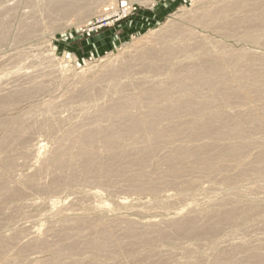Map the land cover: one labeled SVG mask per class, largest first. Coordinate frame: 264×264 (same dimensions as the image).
<instances>
[{
    "label": "rangeland",
    "instance_id": "obj_1",
    "mask_svg": "<svg viewBox=\"0 0 264 264\" xmlns=\"http://www.w3.org/2000/svg\"><path fill=\"white\" fill-rule=\"evenodd\" d=\"M201 1L202 3L203 1H205L206 3L202 4ZM212 1L213 0H0V98H7V100L9 99V102H7L6 104H0V135L2 136H0V174L6 173V175H0V182L3 181L2 183H0V186L5 187L6 189L5 190L3 188L1 190L2 192L4 191L3 193L0 191V193H2L0 194V200L3 199V201H0V264H39V262H41V264H108L109 262V264H115V261L118 262L116 264H211L215 259L218 258H222L227 261L231 260L235 264H256V262L258 261H262L261 263L259 262V264H264V248H262L264 247V175L255 174L251 171L252 166L254 165L252 159H254L257 154L259 155L262 151H264V115H262L264 114V112H262L264 111V104H262L264 102V92L260 94V92H262L264 89L262 87L258 88H262V91L260 90L259 94H263V97L260 96L263 99L257 97L258 99L256 98L254 101L246 102L245 104L244 101L234 98V96L231 94L232 92L230 93V91L233 88L234 90L232 91L239 89V87L242 86V83L246 84L247 80H242L241 78L243 76H241L240 73H235L234 75V72H237L234 70L238 57L233 59L226 57V60L228 61L226 67L222 70L218 68L219 74H226L225 76L222 75L223 83L221 82V84L219 83V86H217L220 88L221 86H223L224 90L217 92L218 94L215 92L216 96L214 92L212 93V90H209L208 88H201L197 93H190L188 92V90H173L171 91V94L169 93L167 95L151 96V94H148V90H156V92L165 90L168 86L167 83L170 81L169 79H171V72L176 71L181 74L182 71L184 72L185 70L182 75L185 73H189L193 68L192 66H194L192 65L194 64V62H197V65L195 64V66H200L206 63L202 60L207 61L211 59V57L219 58L221 56L220 58L224 59V56H228L227 52H229L230 55L231 53L232 55H234L236 51L237 54L241 53L240 55L243 57L253 56L260 59L261 56V59H264V25L261 26V28L263 27L262 31L261 29L257 30L256 28H252V30L249 29V31L247 30L249 36L253 38L254 43L242 42L237 40L235 33H237L242 28H239V30H237L236 28L234 29L235 31H228L225 37H222L223 35H221L220 32L204 30L196 23L194 25L192 16L198 15L201 9H204V7L208 6V4ZM54 4V9L50 8ZM49 8L50 11H48ZM174 30L176 33H178V30H180V33H182L180 34V36L175 35L176 39L175 37H172V39L174 38L173 40L170 38L171 41L168 40L169 38H167L168 41L165 38L167 43L162 42V39L160 41V36L164 37L167 35L165 33L168 32V35L171 36ZM156 37L159 38L155 39ZM187 40L189 42H187ZM159 41L160 44L158 45ZM165 46L168 49L170 48L168 52L171 51L170 55H172V59L168 57L169 55L164 56L165 52H167V48ZM201 46L203 47V49ZM142 50H146L147 54L145 55V52H141ZM163 50H165V52H163ZM148 51L152 53L150 54ZM140 54L142 55V57ZM160 55L162 58L160 57ZM217 55L218 57H216ZM232 55L230 57H232ZM235 55L233 57H235ZM148 56L151 58H149ZM203 56H205L206 59L203 58ZM194 57H196L197 59ZM231 59L235 64L233 62H231L232 64L230 63V61H232ZM190 65L192 66L189 67ZM161 68H163L162 70H164L163 73L162 71H160ZM106 72L108 73L106 74ZM187 75L189 76V74ZM185 76L183 78L188 79ZM235 76H239L240 79H238L239 77L236 78ZM167 77H169V79ZM225 77L226 79H224ZM160 81L164 86L160 84ZM88 82L89 84H91L92 82V84L88 85ZM162 82L165 83L163 84ZM225 82H227L226 85H230L231 88H228V86L224 84ZM31 83H33V85H31ZM39 85L41 86L39 87ZM45 85L48 88H46ZM141 85H143V87H141ZM236 85L238 87H236ZM35 86H37L41 90L37 92V87L35 88ZM224 86L227 88H225ZM79 87H81L82 89ZM145 87H147V89ZM142 89L144 91H142ZM145 89L147 90V92ZM25 91H28L31 97L28 94L27 96H24L23 94L20 95L21 92ZM142 92L144 93V95H141L143 94ZM221 92H223V94ZM137 95L139 96L137 97ZM205 95L206 97H203ZM223 95L228 97L227 103L222 101L221 96ZM209 96H211L212 99ZM117 97L129 102H125V104L121 105L122 108L120 107L121 110L119 108L118 116L115 112V115H111V119H108L106 116L100 119L97 118V115H100L102 113L105 114L104 111L101 112L100 110L107 109L108 106L117 103V100L119 101ZM136 97L138 99L140 98L141 102L139 103L141 104L133 103V100L137 99ZM11 98L14 99L12 100ZM162 98L165 99V101ZM148 99L154 100L149 101ZM209 99L213 100L214 102H210ZM171 100L173 102H171ZM257 100L262 103H258ZM198 101L199 103L203 104H199ZM207 101H209L210 104H208L209 102ZM230 101L231 103H229ZM177 102L179 105L181 104L182 112L176 115L170 114V116H165L163 119H157L158 122H155L156 126L153 125L151 127L152 129L150 128L149 132H147L158 135V133L160 131L162 132L163 129L172 130L174 128L173 125L177 124L176 122H178L179 124L185 122V124L191 125V127H188V129H183L184 134L182 133L183 130H179V132L177 131L180 135L182 134V136L179 135L178 137L177 134V136L175 137H166L165 140H168L171 143L167 146L160 147L156 151L151 162L149 160V162L146 164V179L152 181L155 178L160 179L158 188L162 187V189L160 190L158 196L154 197L145 190L136 191V189H133L132 186H129L128 181L130 180V178H133V172L128 173L127 175H125V177L121 176L114 178L111 175L107 176L108 178L110 177V180L107 177H105L106 179L103 177V179L101 178L102 180L100 179V181H95L97 184H95V182L93 181V184L92 181L86 180L84 176L79 174L77 170L78 165H75L76 169L75 166H71L69 164V166H71L69 167L66 165V162L75 159L78 156V153L80 155L81 152L84 153L86 151V147L75 144L73 141H70L71 143H69L70 134H77L78 132H82L85 130H96L95 132L101 131L102 129H107L106 127H108L109 124L115 122L118 123V120L122 122V119L128 118V115L129 118H131L130 116L133 115L132 121L136 120L138 117H142L140 118V121L143 120L145 122H150V119H147V117L151 118L152 116H154L155 112H162L165 107L168 108L171 105L174 106L177 104ZM194 102L197 104L196 106H193ZM253 102L255 104H253ZM201 105H203V107ZM249 106H253L254 108L252 107V109L250 107V109L248 110L247 108ZM239 108L241 111L240 114ZM97 109L99 111H97ZM234 109L235 113L233 112ZM247 110L256 111V117L253 114L254 112L251 113L250 111L249 113V115L251 114L250 116L252 117L251 126L254 125L257 121L258 124L254 125V127L252 126L254 130L252 136H250L249 138L243 137L242 139V136L232 135L231 133H241V129L242 131H244L247 124L245 125L244 123L241 126V129L236 128L238 129L236 130L235 128H232L231 123L236 119L237 111L238 115L241 116L242 113H244L243 115H245L248 112ZM93 111L97 114L95 113L96 115H94ZM197 111H199L200 113H197ZM141 112L142 116L141 114H139ZM195 112L196 115L194 114ZM218 112L221 114H219ZM148 113H150V115ZM207 114H210V116L216 114V116H218L217 121L213 122L215 126H212L211 131H217V133L221 134V137H219V139H222H220V145L229 146L230 144L232 146H237L242 142L251 141L254 146L251 145L250 148L247 149V153L246 151H243L241 155L239 154L241 159L239 160L240 163L232 166L233 169L229 168L227 170H223V173H221L222 170L219 169L209 176L203 175L200 170L198 171V169L188 170L185 173H187V175L189 176H183L180 180L171 184L170 182H168L171 180V178L168 176V174H164L167 173V163H164L166 162L169 153H172L171 151H173L178 146V148L183 149L184 147L189 145V143H191V141L189 140L195 138L192 137L191 134L198 131V128L196 126L194 127V125H199L200 123L205 121L204 119L209 116ZM197 117L199 119H197ZM139 118L135 121L136 123H140ZM222 118L224 119L223 121ZM239 119L241 122L244 120L243 118ZM52 120L54 121V123ZM21 122L23 123V125ZM84 122L86 125H80ZM221 124L224 125L222 126ZM93 125L94 127H92ZM169 125L171 129L168 127ZM159 126H161L162 128ZM230 126L231 129H229ZM13 128L15 129V131H13ZM156 129L158 131H156ZM72 130L74 133L71 132ZM152 130H154L155 132L153 131L154 133H152ZM222 133L224 134L222 135ZM141 134V136L144 135V133ZM139 135L140 134L133 133L131 136L125 137V139L124 137L116 138L115 136L114 138L116 139L111 137L105 140L100 137H97L95 139L93 138L92 143L96 144L90 145L89 148H93V150H95L94 153H96V150L98 149H100L101 151L103 149V152L99 150V152L97 151V153L99 154H95L96 156L98 155V158L100 159H108V156L112 154L109 157V160L113 161L112 165L115 163V166L113 165V168H116V166H118L117 164H120L121 162L123 163L124 160H121L120 157L117 158L118 156L115 157L116 155L113 153H108L107 146L123 145L122 147H128L127 145L130 144V146H132V144L134 145L135 142H137V140L139 139ZM229 136L231 138H229ZM234 136L237 139H235ZM132 137L136 138L133 139ZM182 137L188 140L186 141V139L184 140V138ZM181 138L182 140H179ZM124 140L125 142H123ZM128 140H130V142ZM196 140H198L197 144L202 145L210 142L208 136H201ZM118 141H120V143L122 144H118ZM55 142L56 144H58L54 145ZM234 142L235 145H233ZM101 145H103L106 149H104L103 146V148L101 149ZM252 147L256 149H252ZM71 149H73L72 151L74 152H72ZM66 151L68 152L66 153ZM77 151L80 152L77 153ZM257 151L259 152L257 153ZM164 156L167 157L165 158ZM49 158L51 160H49ZM127 160L128 159H126L125 161ZM7 161H11L10 165H8L9 163H7ZM57 161L58 164L60 163L59 167ZM154 162H160V164L157 165ZM3 164L5 166L8 165V167H5ZM14 164L16 166H14ZM243 164L246 165L244 166ZM66 166L68 167V169ZM158 166L165 167H160L158 169ZM14 167L16 168L14 169ZM61 168L64 171L60 170ZM71 168L73 170H71ZM242 171L246 173L242 175ZM70 173L71 175H68ZM192 175H195V177H193ZM234 175L236 176L234 177ZM203 179H205V181H203ZM219 179L225 180L223 182ZM120 180H122V182H119ZM187 180L193 181V185L191 186L192 188L190 187L186 189V182H188ZM9 181L11 182L10 184ZM19 181L21 182V184ZM101 181L103 183H101ZM104 181L107 183H105ZM98 182L101 185H98ZM112 182L118 183L112 184ZM179 182H181L182 184L180 183V186L178 187L176 186V184L179 185ZM231 182L234 183L232 184ZM31 183L33 184L32 186ZM49 183H52L53 187H51L52 184L50 185ZM223 183L225 184V186ZM227 185L228 187H226ZM17 186L18 188H15ZM39 187L41 189H39ZM37 188L38 190H36ZM225 208H227V212L224 210ZM228 209L230 210L228 211ZM220 212L223 213L220 214ZM225 212L226 215H231L226 216ZM221 216L223 218H221ZM199 217L200 219H198ZM229 217L234 218L230 219ZM179 219L188 222H190L192 219L191 223L193 222L194 225H197L196 230H193L192 232L188 229L178 231L175 226L173 228L171 222H173V220L175 222V220ZM77 221H79V223ZM126 221L128 222V224ZM132 221L133 223H131ZM162 221H165L164 223L167 224H161L160 222ZM169 221L171 222L169 223ZM223 221H225L226 223ZM82 223H87V225L84 224L83 226ZM103 223L105 225H102ZM129 223H131L130 227H138L140 232L142 230L143 232H141V234H143V236L145 234L147 235L149 231H160L159 229L165 231L167 235L165 238L163 237L164 239H159L157 237L156 239L155 236L152 237L153 234H148V239L150 240V242L148 239L145 240L146 242H142V240H131L128 237L129 234L127 231L129 229ZM117 224L120 226V228H118L119 226ZM71 225L73 226L71 227ZM80 226L82 228H80ZM159 226L163 229L159 228ZM140 227L144 228L145 231L143 229H140ZM167 227H169V230ZM215 227H217V229H215L213 233H210ZM65 228H67L68 230ZM69 228H71V230L72 228H75L76 230L73 229L72 231H70ZM99 228H101V230ZM206 228L207 230H205ZM96 229L97 231L99 229V231L97 232ZM117 229H120L121 231H118ZM167 230L169 231V233ZM203 230H205L206 233L203 232ZM177 231L180 233V235L179 233H177ZM77 234H80L78 238H81L77 239ZM87 234L90 235L88 236ZM73 236L76 239H73ZM63 237L68 240L69 244H71L72 247H70L67 240H65ZM150 237L152 239H150ZM58 239L61 241V243ZM73 240L76 241L74 242ZM77 241L79 243H77ZM121 241H123V244L121 243ZM101 242L104 244H101ZM138 242H140V244ZM98 243L99 246H97ZM52 244H54L55 246L53 245L54 247H52ZM114 244L116 246H114ZM38 245L40 247H38ZM64 245L69 249L68 251L67 249H65ZM84 246L87 247L84 248L83 251ZM101 246H103L102 249L106 247L105 249H103L105 252L101 250ZM36 247L40 249H37ZM94 247L96 249L100 248V251H97ZM52 248L53 250L56 249L54 250L55 252L50 251L52 250ZM91 248H93L94 250L91 251ZM152 248L156 250H152ZM85 249H87L88 252ZM106 249L108 250L106 251ZM116 249L117 251H115ZM139 249L143 251V254ZM57 250L60 252H58ZM57 252L61 253L59 255L63 257L61 258L57 254ZM63 252L65 256L63 255ZM101 252H104L105 254ZM232 252H234L235 254ZM252 252L257 256L259 255V258L250 257L249 254H251ZM147 253H152L153 255H147ZM134 254H137V256ZM110 255L112 257H110ZM226 257H229L231 259Z\"/></svg>",
    "mask_w": 264,
    "mask_h": 264
},
{
    "label": "bare ground",
    "instance_id": "obj_2",
    "mask_svg": "<svg viewBox=\"0 0 264 264\" xmlns=\"http://www.w3.org/2000/svg\"><path fill=\"white\" fill-rule=\"evenodd\" d=\"M196 2V1H195ZM201 3H202V1H201ZM203 3H206L205 1H203ZM202 3V4H203ZM55 7V4L54 5H52L50 8H53L54 9V7ZM50 8H49V10L48 11H50ZM199 12V11H198ZM194 13V12H193ZM196 15V14H195ZM194 16V15H193ZM192 16V21H193V23H194V25H195V23L198 25V26H200L202 29H204V30H209V31H212V32H220V34L221 35H223L222 37H225V35L228 33V31L230 32V31H235L234 29H236L237 28V30H239V28H242V29H240L237 33H235V36H236V38H237V40H239V41H242V42H249V43H254V40H253V38L252 37H250L249 36V33L247 32V30L249 31V29H251L252 30V28H256L257 30H260L261 29V31H262V28H261V26H263L264 25V0H213L211 3H209L208 4V6H206V7H204V9H201V11L199 12V14L198 15H196V16H194L193 17ZM187 23H188V21H187ZM177 26V25H176ZM178 27V26H177ZM181 27V26H180ZM23 29V28H22ZM172 29V28H171ZM174 29H175V27H174ZM185 29V28H184ZM188 30V29H187ZM187 30H186V32H187ZM256 30V31H257ZM181 31H183V30H181ZM255 31V30H254ZM254 31H252V32H254ZM21 32H23V31H21ZM178 33H176L175 32V30L173 31V33L171 34V36H169L168 35V33H165V34H167L166 36H160L161 38H159V37H156L155 39H157V38H159L160 39V41H161V39L163 40L162 42H164V43H167V41L168 40H170L171 41V39H172V37H175V39H176V36L177 35H179L180 36V34L182 33H180V30H178L177 31ZM190 32V31H189ZM197 33V32H196ZM23 34V33H22ZM165 34H163V35H165ZM183 34H185V33H183ZM195 34V33H194ZM217 34V33H216ZM176 35V36H175ZM187 35V34H186ZM189 35V34H188ZM193 35V34H192ZM258 35V34H257ZM184 36V35H183ZM202 36V35H201ZM219 36V35H218ZM232 36V35H231ZM230 36V37H231ZM163 37V38H162ZM182 37V36H181ZM185 37V36H184ZM184 37H183V40H184ZM221 37V36H220ZM165 38H166V40H167V38H169L167 41L165 40ZM171 38V39H170ZM179 38V37H178ZM186 38V37H185ZM174 39V38H173ZM172 39V40H173ZM191 39V38H190ZM198 39V38H197ZM186 40V39H185ZM194 40V39H193ZM205 40H207V39H205ZM210 40V39H209ZM160 41H159V43H158V45L160 44ZM169 41V42H170ZM161 42V43H162ZM176 42H177V40H176ZM187 42H189L188 40H187ZM186 42V43H187ZM191 42V41H190ZM209 43V42H208ZM207 43V44H208ZM171 44V43H170ZM177 44H178V42H177ZM180 44H181V42H180ZM195 44V43H194ZM193 44V45H194ZM206 44V43H205ZM205 44H203V45H205ZM197 45H198V43H197ZM255 45V44H254ZM259 45V44H258ZM167 46V45H166ZM165 46V47H166ZM171 46V45H170ZM178 46V45H177ZM196 46V45H195ZM174 47V46H173ZM182 47V46H181ZM198 47V46H197ZM200 47V46H199ZM202 47V46H201ZM167 48V47H166ZM176 48V47H175ZM174 48V49H175ZM183 48V47H182ZM185 49V48H184ZM200 49V48H199ZM202 49H203V47H202ZM201 49V50H202ZM139 50V49H138ZM170 50V48L168 49L167 48V52H165V50H163V52H165V54H164V56H167V55H169L168 57L170 58V59H172L171 58V56L172 55H170V52H168ZM172 50V49H171ZM186 50V49H185ZM180 51H181V49H180ZM184 51V50H183ZM141 52H145L144 54L146 55L147 54V52H146V50L144 51V50H142ZM149 52V51H148ZM189 52H191V51H189ZM237 52H238V50H237ZM143 53H142V55H143ZM150 53V52H149ZM152 53V52H151ZM150 53V54H151ZM193 53H194V51H193ZM215 53V52H214ZM234 53V52H233ZM242 53H244V52H242ZM249 53V52H248ZM248 53H247V55H248ZM172 54H173V52H172ZM177 54V53H176ZM180 54V53H179ZM186 54V53H185ZM227 54H228V56L226 55V56H224L223 58L224 59H222V58H215V57H211V59H209V60H207V61H205V60H202L203 62H206L205 64H203V65H198V66H195V64L197 63H195L194 62V64H192V65H194V66H192V65H190L189 67H193L192 69L191 68H189V69H191L190 70V72L189 73H185V74H183L186 78H188V79H185V78H183L184 76L182 75V73H184L185 72V70H184V72L182 71V73L180 74V73H178V72H176V71H173V72H171L172 74H170V76H171V79H169V77H167L170 81V83L168 82L167 84H168V86L166 87V89L165 90H162L161 92H156V90H148V94H151V96L152 95H167V94H171V91H173V90H182V91H184V90H188V92H190V93H192V92H198V90H200L201 88L202 89H206V88H208L209 90H212V93L214 92V94H215V96H216V93L217 92H220L221 90H224V88H223V86H221V88L220 87H217V86H219L218 84L220 83L221 84V82L223 83V76H225L226 74H219L218 72V68L219 69H224L225 67H226V64H227V60H226V57H229V58H236V57H238L237 58V60H236V64L233 62V60L232 61H230V63L231 62H233L234 64H235V70L234 71H237V72H234V75H235V73H240L241 74V76H243L241 79L242 80H247V82H246V84H243L242 83V86H240L239 87V89H237V90H235V91H232V90H234V88L230 91V93L234 96V98H236V99H240L241 101H244L245 102V104H246V102H252V101H254L257 97H260V96H262L264 93V90L262 91V88L264 89V74H262V73H264V59L262 58L261 59V56H260V59L259 58H255V57H253V56H246V57H243V56H241L240 54H237L236 53V51H235V54H237V55H235V57H233L234 55H232V53H231V55H232V57H230L231 55L229 54V52H227ZM141 55V54H140ZM142 55H141V57H142ZM159 55V54H158ZM174 55H175V53H174ZM195 55V54H194ZM205 55V54H204ZM224 55V54H223ZM163 56V57H164ZM258 56V55H257ZM149 57V56H148ZM147 57V58H148ZM153 57V56H152ZM160 57H161V55H160ZM174 57H176V56H174ZM179 57V56H178ZM216 57H218V55L216 56ZM149 58H151V57H149ZM162 58V57H161ZM194 58H196V57H194ZM203 58H205V56H203ZM229 58H227V59H229ZM121 59V58H120ZM145 59V58H144ZM167 59V58H166ZM169 59V60H170ZM197 59V58H196ZM202 59V58H201ZM206 59V58H205ZM163 60V59H162ZM116 61V60H115ZM118 61V60H117ZM194 61V60H193ZM202 61H201V63H202ZM235 61V60H234ZM188 62H190V61H188ZM199 62V61H198ZM179 63V62H178ZM181 63V62H180ZM229 63V64H230ZM189 64V63H188ZM187 64V65H188ZM232 64V63H231ZM182 65V64H181ZM197 65V64H196ZM115 66V65H114ZM165 66V65H164ZM179 67V66H178ZM164 68V67H163ZM163 68H161V70L160 71H162V73H163V71L164 70H162ZM184 68V67H183ZM179 69V68H178ZM177 69V70H178ZM181 69V68H180ZM103 70H105V69H103ZM113 70H114V67H113ZM172 70V69H171ZM174 70V69H173ZM176 70V69H175ZM182 70V69H181ZM188 70V69H187ZM110 71V70H109ZM189 71V70H188ZM232 71H233V69H232ZM112 72V71H111ZM101 73H102V71H101ZM108 72H106V74H107ZM187 74H189V76L187 75ZM237 74V75H238ZM112 75V74H111ZM223 75V76H222ZM188 76V77H187ZM236 78L237 77H239V76H235ZM112 78V77H111ZM96 79H98V78H96ZM105 79V78H104ZM224 79H226V77L224 78ZM238 79H240V77L238 78ZM90 80V79H89ZM166 81V80H165ZM168 81V80H167ZM95 82H96V80H95ZM159 82V81H158ZM243 82V81H242ZM100 83V82H99ZM163 83V82H162ZM165 83V82H164ZM163 83V84H164ZM226 83L227 82H225L224 84L226 85ZM84 84V83H83ZM82 84V85H83ZM91 84H92V82H91ZM91 84H89V82H88V85H91ZM93 84H94V82H93ZM160 84H161V81H160ZM166 84V85H167ZM26 85V84H25ZM31 85H33V83H31ZM49 85V84H48ZM86 85V84H85ZM159 85V84H158ZM162 85V84H161ZM239 85H240V83H239ZM20 86V85H19ZM22 86V85H21ZM29 86V85H28ZM41 85H39V87H40ZM153 86V85H152ZM162 86H164V85H162ZM226 86H228V88L230 87V85H226ZM232 86V85H231ZM37 86H35V88H36ZM45 87H46V85H45ZM85 87V86H84ZM141 87H143V85H141ZM157 87V86H156ZM155 87V88H156ZM225 87V86H224ZM234 87V86H233ZM236 87H238L237 85H236ZM260 87H262L261 89H258V88H260ZM6 88V87H5ZM15 88V87H14ZM46 88H48V87H46ZM79 88H81V87H79ZM86 88V87H85ZM88 88H89V86H88ZM146 89H147V87H145ZM162 88V87H161ZM225 88H227V87H225ZM231 88V87H230ZM7 89V88H6ZM18 89V88H17ZM30 89V88H29ZM34 89V88H33ZM45 89V88H44ZM43 89V90H44ZM82 89V88H81ZM87 89V88H86ZM118 89V88H117ZM145 89V90H146ZM16 90V89H15ZM28 90V89H27ZM41 89L40 88H36V91L38 92V91H40ZM159 90H160V88H159ZM226 90V89H225ZM228 90V89H227ZM230 90V89H229ZM260 90L262 91V92H260ZM1 91V90H0ZM5 91V90H4ZM34 91V90H33ZM32 91V92H33ZM85 91H87V90H85ZM142 91H144L143 89H142ZM175 91H174V93H175ZM31 92V93H32ZM35 92V91H34ZM81 92V91H80ZM89 92V91H88ZM92 92V91H91ZM146 92H147V90H146ZM145 92V93H146ZM216 92V93H215ZM259 92H260V94L261 93H263L262 95H260L259 94ZM72 93V92H71ZM143 93V92H142ZM173 93V92H172ZM222 94H223V92H221ZM3 94V93H2ZM13 94V93H12ZM19 94V93H18ZM21 94H23L24 96L26 95L27 96V94L28 95H30V93H28V91L26 92H21L20 93V95ZM78 94V93H77ZM123 94V93H122ZM147 94V93H146ZM178 94V93H177ZM188 94V93H187ZM195 94V93H194ZM200 94V93H199ZM198 94V95H199ZM203 94H205V93H203ZM218 94V93H217ZM221 94V95H222ZM83 95V94H82ZM141 95H144V93L143 94H141ZM202 95V94H201ZM229 95V94H228ZM11 96V95H10ZM9 96V97H10ZM23 96V97H24ZM89 96V95H88ZM94 96V95H93ZM139 95H137V97H138ZM189 96V95H188ZM192 96H194V95H192ZM197 96V95H196ZM195 96V97H196ZM214 96V95H213ZM218 96V95H217ZM12 97V96H11ZM29 97V96H28ZM30 97H31V95H30ZM71 97V96H70ZM124 97V96H123ZM136 97V98H137ZM145 97H146V95H145ZM144 97V98H145ZM157 97V96H156ZM160 97V96H159ZM179 97V96H178ZM203 97H206V95L205 96H203ZM210 98H211V96H209ZM222 97V101L223 102H228V97L227 96H221ZM263 97V96H262ZM262 97H260V98H262ZM18 98V97H17ZM22 98V97H21ZM118 98V97H117ZM148 98H149V95H148ZM177 98V97H176ZM180 98V97H179ZM184 98V97H183ZM191 98V97H190ZM207 98H208V96H207ZM218 98V97H217ZM230 98V97H229ZM264 98V97H263ZM262 98V99H263ZM12 99V98H11ZM14 99V98H13ZM12 99V100H13ZM75 99H76V97H75ZM112 99V98H111ZM119 99V98H118ZM160 99V98H159ZM163 99V98H162ZM165 99H166V97H165ZM165 99H163L164 101H165ZM169 99V98H168ZM167 99V100H168ZM194 99H196V98H194ZM202 99V98H201ZM206 99V98H205ZM205 99H203V100H205ZM212 99V98H211ZM214 99V98H213ZM258 99V98H257ZM20 100H22V99H20ZM117 100V99H116ZM149 100V99H148ZM154 99H150L149 101H153ZM180 100V99H179ZM197 100H198V98H197ZM210 100V99H209ZM215 100V99H214ZM230 100V99H229ZM108 101H110V100H108ZM177 101V100H176ZM211 101H213V100H210V102ZM217 101V100H216ZM236 101V100H235ZM258 101V100H257ZM261 101H263V100H261ZM7 102H9V99L7 100V98H0V104H6ZM105 102V101H104ZM104 102H103V105H104ZM125 102H128V101H126V100H124V99H119V101L117 100V103H114V104H112V105H110V106H108L107 107V109H104V110H100L101 112L102 111H104L105 112V114H100V115H97L98 117L97 118H102V117H104V116H106L108 119H111L110 117H111V115L113 114V115H115L116 113H117V116H118V110H119V108L121 107V105H123V104H125ZM139 102H141L140 101V98L138 99H135V100H133V103H135V104H141V103H139ZM171 102H173L172 100H171ZM180 102V101H179ZM183 102V101H182ZM191 102V101H190ZM201 102V101H200ZM207 102H209V101H207ZM210 102L208 103V104H210ZM214 102V101H213ZM240 102V101H239ZM18 103V102H17ZM59 103V102H58ZM129 103V102H128ZM144 103H146V102H144ZM154 103H156V102H154ZM181 103V102H180ZM198 103H199V101H198ZM217 103V102H216ZM220 103H222V102H220ZM229 103H231V101L229 102ZM241 103V102H240ZM258 103H262V102H259L258 101ZM106 104V103H105ZM174 104H176V103H174ZM186 104H187V102H186ZM199 104H203V103H199ZM207 104V103H206ZM239 104V103H238ZM253 104H255L254 102H253ZM262 104H264V102L262 103ZM262 104H261V106H262ZM17 105V104H16ZM102 105V106H103ZM197 104L194 102V105L193 106H196ZM216 105V104H215ZM228 105V104H227ZM233 105V104H232ZM234 105H235V103H234ZM243 105H244V103H243ZM50 106V105H49ZM52 106V105H51ZM162 106V105H161ZM185 106V105H184ZM202 107H203V105H201ZM218 106V105H217ZM222 106V105H221ZM230 106V105H229ZM240 106V105H239ZM256 106V105H255ZM258 106V105H257ZM4 107V106H3ZM48 107V106H47ZM152 107V106H151ZM186 107V106H185ZM211 107V106H210ZM213 107V106H212ZM216 107V106H215ZM214 107V108H215ZM226 107V106H225ZM242 107V106H241ZM240 107V108H241ZM250 107L251 106H249L247 109L249 110L250 109ZM253 107V106H252ZM251 107V108H252ZM8 108V107H7ZM96 108V107H95ZM102 108H105V107H102ZM102 108H99V109H102ZM122 108V107H121ZM121 108H120V110H121ZM156 108V107H155ZM193 108V107H192ZM199 108V107H198ZM232 108V107H231ZM240 108H239V111H240ZM254 108V107H253ZM252 108V109H253ZM261 108V107H260ZM264 108V107H263ZM12 109V108H11ZM124 109H125V107H124ZM124 109H123V111H124ZM222 109V108H221ZM230 109V108H229ZM238 109V108H237ZM256 109H257V107H256ZM146 110V109H145ZM148 110V109H147ZM188 110V109H187ZM200 110V109H199ZM205 110H207V109H205ZM243 110V109H242ZM247 110V111H248ZM97 111H99L98 109H97ZM185 111V110H184ZM194 111H195V109H194ZM202 111V110H201ZM208 111H209V109H208ZM218 111V110H217ZM222 111H223V109H222ZM231 111V110H230ZM233 111V110H232ZM246 111V112H247ZM251 111V113L252 112H254L253 114L255 115V110L253 111V110H250ZM250 111H248L245 115H243L244 113H242V115L240 116V115H238V111L236 112L237 114V117H236V119L231 123L232 124V128H242L241 126L245 123V125L247 124V126H246V128H245V130L244 131H242V129H241V133H231L232 132V130H231V134L232 135H238V136H242L241 138L243 139V137L244 138H249L250 136H252V134L254 133L253 131V128H252V126L254 127V125H256V124H258L257 122H255V124L254 125H252L251 126V121H252V117L249 115V113H250ZM48 112V111H47ZM94 112V111H93ZM116 112V113H115ZM122 112V111H121ZM152 112V111H151ZM180 112H182V106H181V104L179 105L178 104V102H177V104L176 105H171V106H169L168 108L167 107H165V109L164 110H162V112H155V114H154V116H152L151 118L150 117H147V119L149 118L150 119V122H145V121H140V118H142V117H138L137 115V117L139 118V121H140V123H136L135 121L138 119L137 117V119L136 120H133L132 121V116L133 115H131L130 117L131 118H129V115H128V118H124V119H122V122H120L118 119V123H112V124H109V126L108 127H106L107 129H102L101 131H97V132H95V131H93V130H85V131H82V132H78L77 134L76 133H74L73 132V130L71 131V132H73L74 134H70L69 135V143H71L70 141H73L75 144H79L80 146H83V147H86V151L83 153V152H81V153H83V154H81L80 153V155H79V153L78 152H80V151H77V153H78V156L75 158V159H72V160H69L70 159V157L72 156H70L69 157V161H67L66 163V165L67 166H69V164L71 165V166H75V165H78V172H79V174H81L82 176H84L85 178H86V180H88V181H92V183H93V181L95 182H97L98 180L100 181V179L102 178L103 179V177L105 178V177H107V176H112V177H121V176H123V177H125V175H127L128 173H131V172H133L134 173V175H133V178H130V180L128 181V179H127V181H128V184H129V186H132V188L133 189H136V191L137 190H145V191H147L149 194H151L152 196H154V197H156V196H158V194H159V192H160V190L162 189V187H160V188H158V183L160 182V179H153V181L152 180H148V179H146L147 177H146V172H145V168H146V164L149 162V160H150V162H151V160H152V158H153V156L155 155V153H156V151L160 148V147H164V146H167V145H169L171 142L170 141H168V140H165V138L166 137H175V136H177V134H178V137H179V130H185V129H188V127H191V125L190 124H185V122L184 123H178V122H176L177 124H175V125H173L174 126V128L172 129V130H162V132L160 131L159 133H158V135H154V134H151V133H147V132H149V129L153 126V125H155V122L157 121V119H163L165 116H170V114L172 115V114H178V113H180ZM206 112V111H205ZM224 112V111H223ZM229 112V111H228ZM234 113H235V109H234V111H233ZM262 112H264V111H262ZM0 113H1V111H0ZM96 112H94V115H96L95 114ZM115 113V114H114ZM128 113V112H127ZM131 113V112H130ZM186 113V112H185ZM187 113H188V111H187ZM197 113H200L199 111H197ZM214 113V112H213ZM217 113V112H216ZM219 113V112H218ZM241 113V111L239 112V114ZM139 114H141V116H142V112L141 113H139ZM149 115H150V113H148ZM153 114V113H152ZM195 115H196V112L194 113ZM210 114H212V113H210ZM210 114H207V115H209L208 117H206L204 120L205 121H201L202 123H200L198 126L197 125H194V127L196 126L198 129V131L196 132V133H193V134H191L192 135V137H195V138H193L192 140H189V141H191V143H189V145H187L186 147H184L183 149H181V148H175L174 149V147H173V151H171L172 153H169V155H168V157H167V159H166V162L164 163V164H166L167 163V173H164V174H168V176L171 178V180L170 181H168V182H170L171 184L174 182H177L178 180H180L183 176H189V175H187V173H185V172H187L188 170H194V169H198V171L200 170V172H202V174L203 175H205V176H209V175H211V174H213V172H216V171H218L219 169H221L222 170V172L221 173H223V170H227V169H229V168H232V166H234V165H237L238 163H240V161L239 160H241L240 159V156H239V154L241 155V153L243 152V151H246V153L248 152L247 151V149H249L250 148V146L251 145H253L254 146V144H252V142L250 141H246V142H242L240 145L238 144L237 146H232V145H230L229 144V146L227 145H220V139H219V137H221V134L220 133H217V131L216 132H213V131H211V128H212V126H215L214 125V121L216 122L217 121V119H218V116H216V114L215 115H213V116H210ZM219 114H221V113H219ZM222 114H224V113H222ZM232 114V113H231ZM262 114V113H261ZM85 115V114H84ZM83 115V116H84ZM144 115V114H143ZM181 115V114H180ZM185 115V114H184ZM189 115H190V113H189ZM188 115V116H189ZM199 115V114H198ZM197 115V116H198ZM206 115V116H207ZM218 115V114H217ZM229 115V114H228ZM227 115V116H228ZM235 115V114H234ZM262 115H264V114H262ZM18 116V115H17ZM16 116V117H17ZM186 116V115H185ZM191 116H193V115H191ZM221 116V115H220ZM253 116V115H252ZM105 117V118H106ZM121 117V116H120ZM123 117V116H122ZM126 117H127V115H126ZM144 117V116H143ZM181 117V116H180ZM225 117V116H224ZM230 117H232V116H230ZM243 118L244 120L241 122L240 121V119L239 118ZM254 117V116H253ZM255 117H256V115H255ZM21 118V117H20ZM26 118V117H25ZM89 118V117H88ZM92 118V117H91ZM96 118V119H97ZM114 118V117H113ZM117 118V117H116ZM115 118V119H116ZM174 118V117H173ZM177 118V117H176ZM179 118V117H178ZM184 118V117H183ZM229 118V117H228ZM264 118V117H263ZM90 119V118H89ZM99 119H98V121H99ZM182 119V118H181ZM181 119H180V121H181ZM191 119H193V118H191ZM196 119V118H195ZM197 119H199L198 117H197ZM232 119V118H231ZM257 119V118H256ZM260 119V118H259ZM7 120V119H6ZM21 120V119H20ZM19 120V121H20ZM30 120V119H29ZM44 120V119H43ZM55 120V119H54ZM60 120V119H59ZM87 120V119H86ZM104 120V119H103ZM114 120V119H113ZM166 120H168V119H166ZM224 119L222 118V121H223ZM227 120H229V119H227ZM233 120V119H232ZM16 121H18V120H16ZM15 121V122H16ZM53 121V120H52ZM83 121V120H82ZM82 121H81V123H82ZM88 121V120H87ZM116 121V120H115ZM132 121V122H131ZM170 121V120H169ZM184 121H185V119H184ZM189 121V120H188ZM196 121V120H195ZM256 121V120H255ZM11 122H12V120H11ZM14 122V123H15ZM29 122V121H28ZM80 122V121H79ZM103 122V121H102ZM158 122V121H157ZM175 122V121H174ZM191 122V121H190ZM22 123V122H21ZM34 123V122H33ZM41 123V122H40ZM44 123V122H43ZM53 123H54V121H53ZM96 123V122H95ZM189 123V122H188ZM199 123V122H198ZM219 123H222V122H219ZM218 123V124H219ZM224 123V122H223ZM230 123H228V124H230ZM85 124V122L83 123V124H80V125H84ZM93 124V123H92ZM160 124V123H159ZM167 124V123H166ZM194 124H196V123H194ZM227 124V125H228ZM259 124H260V122H259ZM264 124V123H263ZM11 125V124H10ZM12 125H13V123H12ZM22 125H23V123H22ZM21 125V126H22ZM30 125V124H29ZM72 125V124H71ZM86 125V124H85ZM170 125H171V123H170ZM170 125L168 126L169 128H170ZM222 125V124H221ZM224 125V124H223ZM222 125V126H223ZM15 126V125H14ZM14 126H12V127H14ZM67 126V125H66ZM91 126V125H90ZM89 126V127H90ZM101 126V125H100ZM156 126V125H155ZM172 126V127H173ZM261 126V125H260ZM19 127V126H18ZM73 127H74V124H73ZM84 127V126H83ZM92 127H94V125L92 126ZM97 127H99V126H97ZM96 127V128H97ZM102 127V126H101ZM159 127H161V126H159ZM193 127V126H192ZM193 127V128H194ZM264 127V126H263ZM4 128H6V127H4ZM76 128H78V127H76ZM104 128V127H103ZM162 128V127H161ZM229 128V127H228ZM14 129V128H13ZM23 129V128H22ZM72 129V128H71ZM95 129V128H94ZM98 129V128H97ZM152 129V128H151ZM171 129V128H170ZM229 129H231V126H230V128ZM255 129V128H254ZM262 129V128H261ZM100 130V129H99ZM160 130V129H159ZM184 130L182 131V133L184 134ZM192 130V129H191ZM223 130H224V127H223ZM236 130H238V129H236ZM9 131H11V130H9ZM8 131V132H9ZM13 131H15V129L13 130ZM13 131H12V133H13ZM31 131V130H30ZM66 131H68V130H66ZM75 131V130H74ZM77 131H78V129H77ZM154 130H152L151 132L152 133H154L153 132ZM156 131H158L157 129H156ZM178 131V132H177ZM187 131V130H186ZM194 131V130H193ZM229 131V130H228ZM258 131H259V129H258ZM29 132V131H28ZM234 132V131H233ZM238 132H240V131H238ZM256 132V131H255ZM133 133H136V134H140L138 137H139V139L137 140V142H135V144L133 145L132 144V146H130V145H127L128 147H122V146H118V145H111V146H107V151H108V153H113V154H115L116 156L115 157H117V158H121V160H124V162L122 163H120V164H117L118 166H116V168H113V165L115 166V163L112 165V163H113V161L112 160H109V157L112 155H110V156H108V159H100V158H98V155L96 156L95 154L97 153V151L99 152V150L100 149H98V150H96V153H94V151L95 150H93V148H89L90 147V145H92L93 143V138L95 139V138H97V137H100V138H103V140H105V139H109V137H111V138H114V136L117 138V137H124V139H125V137H128V136H131ZM141 133H144V135H146V136H141L142 134ZM188 133V132H187ZM3 134H4V132H3ZM7 134V133H6ZM15 134V133H14ZM22 134V133H21ZM65 134V133H64ZM67 134V133H66ZM156 134V133H155ZM186 134V133H185ZM224 133H222V135H223ZM231 134H229V135H231ZM18 135V134H17ZM148 135V136H147ZM225 135H226V133H225ZM1 136V135H0ZM14 136V135H13ZM137 136V135H136ZM180 136H182V134L180 135ZM190 136V135H189ZM201 136H208L209 137V139H210V142L209 143H207V144H205V143H203V144H205V145H202V144H197L198 143V140H196L197 138H199V137H201ZM258 136V135H257ZM2 137V136H1ZM16 137V136H15ZM133 137H134V135H133ZM132 137V138H133ZM184 137H185V135H184ZM184 137H182V138H184ZM224 137V136H223ZM227 137H228V135H227ZM226 137V138H227ZM235 137V136H234ZM260 137V136H259ZM22 138V137H21ZM63 138V137H62ZM116 138H114V139H116ZM131 138V137H130ZM136 138V137H135ZM135 138H133V139H135ZM182 138L181 139H179V140H182ZM225 138V137H224ZM229 138H231L230 136H229ZM2 139H4V138H2ZM11 139V138H10ZM20 139V138H19ZM24 139H25V137H24ZM23 139V140H24ZM175 139V138H174ZM186 138H184V140H185ZM228 139V138H227ZM227 139H224V140H227ZM235 139H237L236 137H235ZM254 139V138H253ZM18 140V139H17ZM21 140V139H20ZM19 140V141H20ZM100 140V139H99ZM121 140V139H120ZM132 140V139H131ZM171 140V139H170ZM188 139H186V141H187ZM222 140V139H221ZM247 140V139H246ZM259 140H261V139H259ZM9 141V140H8ZM7 141V142H8ZM56 141V140H55ZM58 141V140H57ZM66 141H67V138H66ZM96 141V140H95ZM101 141V140H100ZM99 141V142H100ZM117 141V140H116ZM129 142H130V140H128ZM175 141V140H174ZM238 141V140H237ZM258 141V140H257ZM1 142V141H0ZM6 142V143H7ZM65 142V141H64ZM72 142V143H73ZM119 143L118 144H122V143H120V141H118ZM123 142H125V140L123 141ZM133 142V141H132ZM201 142V141H200ZM232 142V141H231ZM15 143V142H14ZM19 143H21V142H19ZM61 143V142H60ZM95 143V142H94ZM98 143V142H97ZM113 143V142H112ZM175 143V142H174ZM233 143V142H232ZM264 143V142H263ZM11 144H12V142H11ZM58 144V143H57ZM56 144V142L54 143V145H57ZM96 144V143H95ZM95 144H93V145H95ZM173 144V143H172ZM226 144V143H225ZM0 145H1V143H0ZM3 145V144H2ZM63 145H64V143H63ZM78 145V146H79ZM233 145H235V142H234V144ZM260 145H261V143H260ZM259 145V146H260ZM14 146V145H13ZM74 146V145H73ZM76 146V145H75ZM103 145H101V149L104 147H102ZM130 146V147H129ZM7 147H9V146H7ZM11 147V146H10ZM64 147H65V145H64ZM92 147V146H91ZM181 147V146H180ZM256 147V146H255ZM2 148V147H1ZM5 148V147H4ZM16 148V147H15ZM53 148V147H52ZM59 148V147H58ZM75 148V147H74ZM79 148V147H78ZM95 148H97V147H95ZM259 148V147H258ZM257 148V149H258ZM70 149V148H69ZM76 149V148H75ZM74 149V150H75ZM80 149V148H79ZM78 149V150H79ZM104 149H106L105 147H104ZM252 149H256V148H254V147H252ZM1 150V149H0ZM3 150V149H2ZM24 150V149H23ZM73 149H71V151H72ZM81 150V149H80ZM85 150V149H84ZM168 150V149H167ZM263 150V149H262ZM12 151V150H11ZM101 151V150H100ZM104 150L102 149V151L101 152H103ZM3 152V151H2ZM62 152H64V151H62ZM68 151H66V153H67ZM72 152H74V151H72ZM162 152V151H161ZM252 152V151H251ZM259 151H257V153H258ZM261 152V151H260ZM6 153V152H5ZM13 153V152H12ZM70 153V152H69ZM35 154H36V152H35ZM73 154V153H72ZM97 154H99V153H97ZM106 154V153H105ZM77 155V154H76ZM108 155V154H107ZM247 155V154H246ZM256 155V154H255ZM1 156V155H0ZM11 156V155H10ZM75 156V155H74ZM104 156V155H103ZM106 156V155H105ZM157 156V155H156ZM5 157V156H4ZM12 157V156H11ZM35 157H36V155H35ZM52 157V156H51ZM114 157V156H113ZM165 157V156H164ZM165 157V158H166ZM6 158V157H5ZM106 158V157H105ZM160 158H162V157H160ZM242 158V157H241ZM8 159V158H7ZM113 159V158H112ZM126 159H128L127 161H125ZM164 159V158H163ZM2 160V159H1ZM5 160V159H4ZM49 160H51L50 158H49ZM55 160V159H54ZM157 160V159H156ZM249 160V159H248ZM41 161V160H40ZM161 161H162V159H161ZM160 161V162H161ZM251 161V160H250ZM249 161V162H250ZM252 161L254 162V165L252 166V173H255V174H259V175H264V151H262L259 155L257 154V156H255V158L254 159H252ZM11 162V161H10ZM10 162L9 161H7V163H9L8 165H10ZM51 162V161H50ZM119 162H120V160H119ZM160 162H154L155 164H160ZM252 162V163H253ZM163 163V162H162ZM251 163V164H252ZM16 164V163H15ZM14 164V166H16ZM50 164V163H49ZM55 164H56V162H55ZM57 164H58V161H57ZM60 164V163H59ZM59 164H58V167H59ZM248 164V163H247ZM4 165V164H3ZM7 165V164H6ZM8 165L7 166H5V167H8ZM47 165V164H46ZM112 165V166H111ZM161 165H163V164H161ZM244 165V164H243ZM246 165V164H245ZM244 165V166H245ZM3 166V167H4ZM41 166H42V164H41ZM66 166V167H67ZM71 166H69V167H71ZM239 166V165H238ZM243 166V167H244ZM2 167V166H1ZM18 167V166H17ZM51 167V166H50ZM55 167H56V165H55ZM54 167V168H55ZM65 167V168H66ZM161 167V166H160ZM159 166L157 167L158 169L160 168ZM165 166H163V167H161V168H164ZM237 167V166H236ZM250 167H251V165H250ZM10 168V167H9ZM13 168V167H12ZM16 167H14V169H15ZM49 168V167H48ZM151 168V167H150ZM156 168V167H155ZM241 168V167H240ZM13 169V170H14ZM50 169V168H49ZM58 169V168H57ZM67 169H68V167H67ZM75 169H76V166H75ZM233 169V168H232ZM10 170H12V169H10ZM46 170H47V168H46ZM51 170V169H50ZM60 170H62V168L60 169ZM71 170H73L72 168H71ZM70 170V171H71ZM165 170V169H164ZM3 171H4V169H3ZM15 171V170H14ZM62 171H64V170H62ZM76 171V170H75ZM158 171V170H157ZM239 171V170H238ZM49 172V171H48ZM68 172V171H67ZM73 172V171H72ZM77 172V171H76ZM150 172V171H149ZM155 172H156V170H155ZM159 172V171H158ZM160 172H161V170H160ZM194 172V171H193ZM8 173V172H7ZM10 173V172H9ZM148 173V172H147ZM152 173V172H151ZM163 173V172H162ZM162 173H160V174H162ZM190 173V172H189ZM244 173H246V172H244V171H242V175L244 174ZM2 174H4V173H2ZM2 174H0V175H2ZM66 174V173H65ZM149 174V173H148ZM199 174V173H198ZM201 174V173H200ZM215 174V173H214ZM4 175H6V173L4 174ZM49 175V174H48ZM68 175H71V173L70 174H68ZM158 175V174H157ZM224 175V174H223ZM247 175V174H246ZM252 175V174H251ZM258 175V176H259ZM8 176V175H7ZM29 176H31V175H29ZM55 176V175H54ZM62 176V175H61ZM79 176V175H78ZM81 176V177H82ZM150 176V175H149ZM152 176V175H151ZM193 176V175H192ZM220 176V175H219ZM236 175H234V177H235ZM238 176V175H237ZM6 177V176H5ZM48 177V176H47ZM158 177H160V176H158ZM165 177V176H164ZM168 177V178H169ZM193 177H195V175L193 176ZM197 177V176H196ZM216 177V176H215ZM217 177H218V175H217ZM233 177V176H232ZM241 177V176H240ZM261 177H263V176H261ZM7 178V177H6ZM12 178V177H11ZM26 178V177H25ZM28 178V177H27ZM43 178V177H42ZM41 178V179H42ZM108 178V177H107ZM110 178V177H109ZM108 178V179H109ZM166 178V177H165ZM185 178V177H184ZM201 178V177H200ZM251 178V177H250ZM1 179V178H0ZM10 179V178H9ZM24 179V178H23ZM44 179V178H43ZM71 179V178H70ZM101 179V180H102ZM106 179V178H105ZM104 179V180H105ZM167 179V178H166ZM191 179H193V178H191ZM198 179H199V177H198ZM234 179V178H233ZM247 179V178H246ZM4 180V179H3ZM8 180V179H7ZM11 180V179H10ZM38 180V179H37ZM81 180V179H80ZM110 180V179H109ZM190 180V179H189ZM189 180H187L188 182H186L187 183V185H186V189H188V188H190L192 185H193V181H189ZM209 180V179H208ZM211 180V179H210ZM220 180V179H219ZM225 180V179H224ZM224 180L222 179V180H220V181H223L224 182ZM232 180V179H231ZM242 180V179H241ZM25 181V180H24ZM54 181V180H53ZM68 181V180H67ZM124 181V180H123ZM199 181V180H198ZM198 181H196V182H198ZM201 181V180H200ZM203 181H205V179H203ZM3 182V181H2ZM2 182H0V183H2ZM5 182V181H4ZM8 182V181H7ZM15 182V181H14ZM20 182V181H19ZM95 182V184H97ZM105 182V181H104ZM107 182H108V180H107ZM107 182H105V183H107ZM119 182H122V180H120ZM125 182H126V180H125ZM182 182V181H181ZM181 182H179V185L178 184H176V186H180V183ZM218 182V181H217ZM229 182V181H228ZM227 182V183H228ZM238 182V181H237ZM11 182L9 181V184H10ZM16 183H17V181H16ZM28 183V182H27ZM27 183H24V184H27ZM43 183V182H42ZM54 183H56V182H54ZM101 183H103L102 181H101ZM104 183V184H105ZM113 183H118V182H112V184ZM183 183H184V181H183ZM232 184L234 183V182H231ZM6 184V183H5ZM20 184H21V182H20ZM50 185L52 184V183H49ZM57 184H58V182H57ZM57 184H56V186H57ZM94 184V183H93ZM182 184V183H181ZM224 184V183H223ZM12 185V184H11ZM14 185H17V184H14ZM33 184L31 183V186H32ZM38 185V184H37ZM48 185V184H47ZM98 185H101V184H99V182H98ZM199 185V184H198ZM222 185V184H221ZM3 186V185H2ZM21 186V185H20ZM24 186V185H23ZM29 186V185H28ZM41 186V185H40ZM45 186V185H44ZM182 186V185H181ZM224 186H225V184H224ZM9 187V186H8ZM38 187V186H37ZM51 187H53V184H52V186ZM50 187V188H51ZM55 187V186H54ZM194 187V186H193ZM226 187H228V185L226 186ZM233 187H234V185H233ZM239 187V186H238ZM5 189V187H1L0 186V191L2 190V189ZM15 188H18V186L17 187H15ZM28 188H30V187H28ZM33 188V187H32ZM34 188H35V186H34ZM192 188V187H191ZM196 188V187H195ZM9 189V188H8ZM7 189V190H8ZM22 189V188H21ZM39 189H41L40 187H39ZM53 189V188H52ZM6 190V189H5ZM32 190V189H31ZM36 190H38V188L36 189ZM47 190V189H46ZM232 190V189H231ZM2 192V191H1ZM4 192V191H3ZM2 192V193H3ZM6 192V191H5ZM8 192V191H7ZM232 192V191H231ZM2 193H0V194H2ZM14 194V193H13ZM10 196V195H9ZM13 197H14V195H13ZM229 197V196H228ZM230 198V197H229ZM0 201H3V199L2 200H0ZM221 201V200H220ZM238 201V200H237ZM240 201V200H239ZM225 202V201H224ZM227 202V201H226ZM229 202V201H228ZM233 202V201H232ZM222 203H223V201H222ZM216 204V203H215ZM224 205V204H223ZM227 205V204H226ZM239 207V206H238ZM235 208V207H234ZM243 208V207H242ZM253 208V207H252ZM206 209V208H205ZM213 209H215V208H213ZM218 209H219V207H218ZM237 209V208H236ZM240 209V208H239ZM62 210V209H61ZM191 210V209H190ZM202 210V209H201ZM208 210V209H207ZM226 212H227V208H225L224 209ZM224 210H223V212H224ZM230 209H228V211H229ZM235 210V209H234ZM195 211V210H194ZM198 211V210H197ZM222 211V210H221ZM232 211V210H231ZM246 211V210H245ZM251 211V210H250ZM63 212V211H62ZM203 212V211H202ZM223 212H220V214H222ZM226 212H225V215H226ZM237 212V211H236ZM59 213H61V212H59ZM190 213V212H189ZM238 214V213H237ZM178 215V214H177ZM185 215V214H184ZM191 215V214H190ZM198 215V214H197ZM229 215H231V214H229ZM229 215H226V216H229ZM210 216V215H209ZM214 216V215H213ZM217 216V215H216ZM220 216V215H219ZM233 216V215H232ZM235 216V215H234ZM241 216V215H240ZM243 216V215H242ZM182 217V216H181ZM189 217V216H188ZM123 218V217H122ZM178 218V217H177ZM180 218V217H179ZM221 218H223L222 216H221ZM225 218V217H224ZM230 218V217H229ZM234 217H231L230 219H233ZM89 219V218H88ZM188 219H190V218H188ZM193 219V218H192ZM192 219H191V221H192ZM198 219H200V217L198 218ZM236 219H237V216H236ZM86 220V219H85ZM100 220V219H99ZM207 220V219H206ZM205 220V221H206ZM61 221V220H60ZM82 221V220H81ZM88 221H90V220H88ZM92 221H94V220H92ZM92 221H91V223H92ZM114 221V220H113ZM127 221H129V220H127ZM126 221V222H127ZM134 221V220H133ZM133 221L131 222V223H133ZM191 221L190 222H188V221H185V220H175V222H174V220H173V222H171V221H169V223L171 222L172 223V225H173V228H174V226L176 227V229L178 230V231H183L184 229H188L189 231H193V230H196V228H197V225H194L193 224V222L191 223ZM195 221V220H194ZM230 221V220H229ZM240 221H242V220H240ZM65 222V221H64ZM78 223H79V221H77ZM85 222V221H84ZM100 222V221H99ZM106 222V221H105ZM119 222V221H118ZM117 222V223H118ZM125 222V223H126ZM156 222V221H155ZM165 222V221H164ZM163 221L162 222H160L161 224L162 223H164ZM207 222V221H206ZM223 222H225V221H223ZM236 222V221H235ZM238 222V221H237ZM53 223V222H52ZM97 223V222H96ZM102 223V222H101ZM115 223V222H114ZM113 223V224H114ZM131 223H129V229L127 230V229H125V230H127L128 231V237H129V239H131V240H142V242H146L145 240H147L148 239V234L150 235V234H153L152 235V237L153 236H155V238L157 237V238H165L166 237V235H167V233H165V231H163V230H161V229H159L160 231H149L148 233H147V235L145 236H143V234H141V232H143L142 230H141V232H140V230L138 229V227H135V226H133V227H130V224ZM159 223V222H158ZM199 223V222H198ZM197 223V224H198ZM214 223V222H213ZM226 223V222H225ZM242 223V222H241ZM54 224V223H53ZM57 224V223H56ZM72 224V223H71ZM75 224V223H74ZM84 224H86L87 225V223H84ZM84 224L82 223V225L84 226ZM107 224V223H106ZM127 224H128V222H127ZM144 224V223H143ZM160 224V225H161ZM165 224V223H164ZM167 224V223H166ZM165 224V225H166ZM196 224V223H195ZM81 225V226H82ZM102 225H105L104 223L102 224ZM108 225V224H107ZM118 225V224H117ZM122 225V224H121ZM134 225V224H133ZM137 225V224H136ZM153 225V224H152ZM152 225H150V226H152ZM159 225V224H158ZM158 225H157V228H158ZM209 225H211V224H209ZM213 225V224H212ZM226 225V224H225ZM69 226V225H68ZM73 225H71V227H72ZM80 226V228H82ZM116 226V225H115ZM119 226V225H118ZM125 226V225H124ZM123 226V227H124ZM144 226V225H143ZM154 226V225H153ZM168 226H169V224H168ZM171 226V225H170ZM200 226V225H199ZM231 226V225H230ZM78 227V226H77ZM99 227V226H98ZM102 227V226H101ZM117 227V226H116ZM123 227H121V228H123ZM149 227V226H148ZM225 227V226H224ZM60 228H62V227H60ZM59 228V229H60ZM79 228V227H78ZM86 228V227H85ZM84 228V229H85ZM88 228H90V227H88ZM87 228V229H88ZM93 228V227H92ZM118 228H120V226L118 227ZM145 228H147V227H145ZM159 228H162V227H160L159 226ZM168 228V230H169V227H167ZM173 228H172V230H173ZM65 229H67V228H65ZM64 229V230H65ZM70 229V231H72L73 229H75V228H72V230H71V228H69ZM86 229V230H87ZM100 230H101V228H99ZM99 229H98V231H99ZM140 229H143L144 230V228H142V227H140ZM155 229V228H154ZM163 229V228H162ZM215 229H217V227H215L210 233H213V231L215 230ZM68 230V229H67ZM76 230V229H75ZM81 230V229H80ZM118 231L120 230V229H117ZM124 230V229H123ZM148 230V229H147ZM146 230V231H147ZM150 230H152V229H150ZM157 230V229H156ZM167 230V231H168ZM205 230H207V228L205 229ZM205 230H203V232H205ZM46 231V230H45ZM58 231V230H57ZM82 231V230H81ZM96 231H97V229H96ZM95 231V232H96ZM97 231V232H98ZM103 231V230H102ZM111 231V230H110ZM109 231V232H110ZM121 231V230H120ZM145 231V230H144ZM176 231V230H175ZM177 231V233H179ZM60 232H63V231H60ZM93 232V231H92ZM112 232V231H111ZM110 232V233H111ZM115 232V231H114ZM197 232V231H196ZM200 232V231H199ZM51 233V232H50ZM91 233V232H90ZM125 233V232H124ZM168 233H169V231H168ZM198 233V232H197ZM206 233V232H205ZM210 233H208V234H210ZM216 233V232H215ZM67 234V233H66ZM84 234V233H83ZM116 234V233H115ZM114 234V235H115ZM196 234V233H195ZM199 234V233H198ZM201 234V233H200ZM88 235V234H87ZM90 235V234H89ZM88 235V236H89ZM92 235V234H91ZM173 235V234H172ZM171 235V236H172ZM179 235H180V233H179ZM70 236V235H69ZM78 236H80V234L78 235L77 234V239H79V238H81V237H79L78 238ZM87 236V237H88ZM93 236V235H92ZM105 236V235H104ZM124 236V235H123ZM122 236V237H123ZM169 236H170V234H169ZM178 236V235H177ZM192 236V235H191ZM195 236V235H194ZM209 236H213V235H209ZM107 237V236H106ZM108 237H109V235H108ZM114 237V236H113ZM112 237V238H113ZM117 237V236H116ZM121 237V236H120ZM173 237V236H172ZM179 237V236H178ZM177 237V238H178ZM198 237V236H197ZM203 237H205V236H203ZM59 238H61V237H59ZM65 240H67L65 237H63ZM67 238H68V236H67ZM73 239H76L74 236L72 237ZM115 238V237H114ZM119 238V237H118ZM127 238V237H126ZM125 238V239H126ZM156 238V239H157ZM163 238V239H164ZM167 238H168V236H167ZM193 238V237H192ZM29 239V238H28ZM42 239V238H41ZM57 239V238H56ZM71 239V238H70ZM108 239V238H107ZM107 239H106V241H107ZM150 239H152L151 237H150ZM155 239V240H156ZM175 239V238H174ZM207 239V238H206ZM52 240V239H51ZM59 240V239H58ZM68 240H69V238H68ZM68 240H67V242H68ZM82 240V239H81ZM99 240V239H98ZM98 240H96V241H98ZM101 240V239H100ZM117 240V239H116ZM149 240V239H148ZM169 240V239H168ZM33 241V240H32ZM60 241V240H59ZM74 242L76 241V240H73ZM83 241V240H82ZM88 241V240H87ZM109 241V240H108ZM112 241V240H111ZM118 241H119V239H118ZM160 241V240H159ZM164 241V240H163ZM174 241V240H173ZM176 241H177V239H176ZM48 242V241H47ZM81 242V241H80ZM95 242V241H94ZM114 242V241H113ZM117 242V241H116ZM123 241H121V243H122ZM129 242H131V241H129ZM149 242H150V240H149ZM60 243H61V241H60ZM64 243V242H63ZM73 243V242H72ZM77 243H79L78 241H77ZM86 243V242H85ZM84 243V244H85ZM90 243V242H89ZM106 243V242H105ZM110 243V242H109ZM115 243V242H114ZM139 244H140V242H138ZM14 244V243H13ZM39 244V243H38ZM49 244H50V242H49ZM68 244H69V242H68ZM101 244H104V243H102L101 242ZM107 244V243H106ZM113 244V243H112ZM123 244V243H122ZM125 244V243H124ZM133 244H134V241H133ZM133 244H131V245H133ZM143 244V243H142ZM145 244V243H144ZM54 244H52L51 246L52 247H54L53 246ZM57 245V244H56ZM61 245V244H60ZM70 245V247H72L71 246V244H69ZM74 245V244H73ZM111 245V244H110ZM118 245V244H117ZM120 245V244H119ZM137 245V244H136ZM152 245V244H151ZM154 245V244H153ZM168 245H169V243H168ZM27 246V245H26ZM34 246V245H33ZM59 246V245H58ZM57 246V247H58ZM65 246V245H64ZM81 246V245H80ZM93 246V245H92ZM97 246H99V243H98V245ZM114 246H116L115 244H114ZM135 246V245H134ZM29 247V246H28ZM30 247H31V245H30ZM38 247H40L39 245H38ZM42 247V246H41ZM50 247V246H49ZM87 247V246H86ZM85 246L83 247V251H84V248H86ZM102 247L103 246H101L100 248H101V250L102 251H104L103 249H105V248H103L102 249ZM107 247H108V245H107ZM122 247V246H121ZM37 248V247H36ZM61 248V247H60ZM76 248V247H75ZM82 248V247H81ZM95 248V247H94ZM100 248H98V249H96L97 251L100 249ZM111 248V247H110ZM117 248V247H116ZM142 248V247H141ZM262 248H264V247H262ZM21 249H23V248H21ZM20 249V250H21ZM32 249V248H31ZM37 249H40V248H37ZM43 249V248H42ZM51 249V248H50ZM58 249V248H57ZM65 249H67V251L69 250L68 248H66V246H65ZM88 249H89V247H88ZM118 249V248H117ZM117 249L115 250V251H117ZM134 249V248H133ZM154 248H152V250H153ZM252 249V248H251ZM257 249V248H256ZM261 249V248H260ZM35 250V249H34ZM44 250V249H43ZM48 250V249H47ZM54 250H56V249H54ZM53 250V248H52V250H50L51 252H55ZM60 250V249H59ZM75 250V249H74ZM85 250H87V249H85ZM92 250H94L93 248H91V251ZM108 249H106V251H107ZM119 250H121V249H119ZM118 250V251H119ZM140 250V249H139ZM150 250V249H149ZM154 250H156V249H154ZM222 250V249H221ZM234 250H235V248H234ZM250 250V249H249ZM259 250V249H258ZM22 251V250H21ZM20 251V252H21ZM32 251V250H31ZM45 251V250H44ZM58 251V250H57ZM97 251H95V252H97ZM100 251V250H99ZM112 251H113V249H112ZM141 251V250H140ZM151 251V250H150ZM242 251V250H241ZM252 251V250H251ZM1 252V251H0ZM24 252H25V250H24ZM58 252H60V251H58ZM57 252V254L59 255V254H61V253H58ZM62 252V251H61ZM65 252V251H64ZM64 252H63V255H64ZM71 252H72V249H71ZM87 252H88V250H87ZM105 252V251H104ZM104 252H101V253H103V254H105ZM124 252V251H123ZM143 251H141V253H142ZM146 252V251H145ZM148 252V251H147ZM236 252V251H235ZM17 253V252H16ZM74 253V252H73ZM76 253V252H75ZM90 253V252H89ZM100 253V252H99ZM98 253V254H99ZM113 253V252H112ZM111 253V254H112ZM122 253V252H121ZM157 253V252H156ZM232 253H234V252H232ZM241 253V252H240ZM5 254V253H4ZM67 254V253H66ZM92 254V253H91ZM97 254V253H96ZM109 254V253H108ZM140 254V253H139ZM143 254V253H142ZM142 254H141V256H142ZM148 254H152V253H147V255ZM218 254V253H217ZM235 254V253H234ZM262 254V253H261ZM260 254V255H261ZM21 255H23V254H21ZM49 255V254H48ZM68 255V254H67ZM101 255V254H100ZM99 255V256H100ZM134 255H136L137 256V254H134ZM153 255V254H152ZM224 255V254H223ZM222 255V256H223ZM240 255V254H239ZM250 255V257H254V258H259V255L257 256L255 253H251V254H249ZM39 256V255H38ZM60 256V255H59ZM65 256V255H64ZM93 256V255H92ZM98 256V257H99ZM107 256H109V255H107ZM117 256V255H116ZM132 256V255H131ZM155 256V255H154ZM165 256V255H164ZM233 256V255H232ZM262 256V255H261ZM52 257H53V255H52ZM55 257V256H54ZM56 257H57V255H56ZM55 257V258H56ZM61 257V256H60ZM63 257V256H62ZM61 257V258H62ZM97 257V256H96ZM102 257V256H101ZM103 257H105V256H103ZM110 257H112L111 255H110ZM139 257V256H138ZM137 257V258H138ZM161 257V256H160ZM234 257V256H233ZM232 257V258H233ZM5 258V257H4ZM31 258V257H30ZM59 258V257H58ZM114 258V257H113ZM145 258V257H144ZM147 258H150V257H147ZM226 258H229V257H226ZM239 258V257H238ZM2 259V258H1ZM169 259V258H168ZM167 259V260H168ZM229 259H231V258H229ZM8 260V259H7ZM18 260V259H17ZM36 260V259H35ZM141 260V259H140ZM239 260V259H238ZM238 260H237V262H238ZM244 260V259H243ZM250 260V259H249ZM258 260V259H257ZM38 261V260H37ZM56 261H57V259H56ZM115 261V260H114ZM136 261V260H135ZM169 261V260H168ZM11 262V261H10ZM48 262V261H47ZM46 262V263H47ZM113 262V261H112ZM137 262V261H136ZM157 262V261H156ZM155 262V263H156ZM211 262V261H210ZM209 262V263H210ZM259 262L261 263L262 261H258V262H256V264H259ZM53 263V262H52ZM110 263V262H109ZM108 263V264H109ZM116 263H118L117 261H115V264ZM142 263H143V261H142ZM150 263V262H149ZM19 264V263H18ZM39 264H41V262H39ZM146 264V263H145ZM211 264H235L234 262H232L231 260H229V261H227V260H225V259H222V258H218V259H215ZM254 264V263H253Z\"/></svg>",
    "mask_w": 264,
    "mask_h": 264
}]
</instances>
